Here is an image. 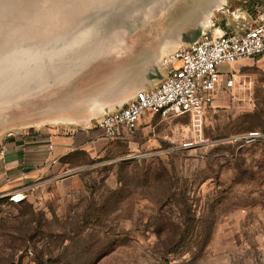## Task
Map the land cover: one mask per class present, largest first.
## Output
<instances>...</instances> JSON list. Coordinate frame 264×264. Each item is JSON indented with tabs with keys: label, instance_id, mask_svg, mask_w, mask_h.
Wrapping results in <instances>:
<instances>
[{
	"label": "rangeland",
	"instance_id": "1",
	"mask_svg": "<svg viewBox=\"0 0 264 264\" xmlns=\"http://www.w3.org/2000/svg\"><path fill=\"white\" fill-rule=\"evenodd\" d=\"M251 1L228 0L214 23ZM189 5L0 0V138L50 123L71 95L63 73H81L126 30L144 38L166 8L179 22ZM255 62L233 65L235 87L200 118L149 117L154 128L141 133L140 121L123 154L79 156L64 178L20 194L23 205L1 200L0 264H264V70ZM26 233L22 248H7Z\"/></svg>",
	"mask_w": 264,
	"mask_h": 264
},
{
	"label": "crops",
	"instance_id": "2",
	"mask_svg": "<svg viewBox=\"0 0 264 264\" xmlns=\"http://www.w3.org/2000/svg\"><path fill=\"white\" fill-rule=\"evenodd\" d=\"M189 1V9L179 22H167L165 13L149 30L150 33L147 31V38L125 39L121 54H111L89 69L86 76L78 78L72 86L71 104L73 114L81 117L74 124H43L30 131L9 133L0 138V199L15 194L25 196V190H33L42 181L64 178L65 171L69 170L67 157L74 152H83L93 159L116 149L114 142L123 144V139L104 138L93 124L104 114L125 106L136 92L156 88L167 75V69L162 66L163 59L176 49L188 46L205 33L240 32L264 21V14L254 0L245 6L238 4L231 19L220 23H214V18L216 13L225 10L228 0ZM253 12L254 17L250 18ZM238 24L241 28L237 31L235 25ZM177 27L183 36L178 45ZM253 60L264 70V54L249 61ZM85 81L86 85H82ZM83 89L87 91V98L80 97L85 92L81 91ZM149 117L161 119L145 115L141 119V133L154 128V124L147 120Z\"/></svg>",
	"mask_w": 264,
	"mask_h": 264
},
{
	"label": "built area",
	"instance_id": "3",
	"mask_svg": "<svg viewBox=\"0 0 264 264\" xmlns=\"http://www.w3.org/2000/svg\"><path fill=\"white\" fill-rule=\"evenodd\" d=\"M263 54V20L240 32L205 33L163 59L167 75L156 88L137 92L125 106L104 114L94 128L104 138L124 140L147 114L162 119L185 115L200 118L213 109L218 97L235 87L232 66ZM244 139L253 142L258 134L251 133ZM8 198L14 202L15 195Z\"/></svg>",
	"mask_w": 264,
	"mask_h": 264
},
{
	"label": "water",
	"instance_id": "4",
	"mask_svg": "<svg viewBox=\"0 0 264 264\" xmlns=\"http://www.w3.org/2000/svg\"><path fill=\"white\" fill-rule=\"evenodd\" d=\"M165 13H167V22H173V15H172V10L171 8L169 9H165L164 11H162L161 13H159L158 15V19L156 21H159L161 20V16L164 15ZM155 21V22H156ZM157 23V22H156ZM155 26V25H153ZM152 27H149V28H145L143 29V34H144V38H147L148 37V32L149 30L151 29ZM148 31V32H147ZM150 33V32H149ZM131 37H139V38H142L140 37L139 35L134 34V32L132 33H128L127 30L125 33H123V42L120 44V45H117V42H113L114 44H111L109 47H107L105 50L103 49H98V47H96L97 50H103L104 53L96 56L93 60H91V63L84 69L81 70V73L77 74V75H68L66 73H63V76L62 77H65V78H62L59 76V78L61 79H66L68 78L69 76L73 77L72 80L69 82V84H75L77 83V81L79 80L78 78H81L82 76H86L88 74V70L89 69H93L95 68V66H97V64L99 63V61L105 59L106 57H109L111 54L113 53H117V54H121L123 52V43L125 42V39L127 40L129 38V41H130V38ZM115 50V51H114ZM93 64V65H92ZM65 75V76H64ZM58 77L55 79L57 80ZM60 81V80H59ZM63 81V80H62ZM69 84L67 86H69ZM82 85H86V81L82 84ZM65 86V87H67ZM72 86H71V95L68 96L66 99L62 98L61 102L57 103L55 108L53 109V116L50 117L51 121L50 123H58V124H66V125H71V124H74L76 122V119L78 117H81V116H76L73 114V110H72V104H71V101H72ZM59 89V88H57ZM61 89H64V86ZM60 90H58V93L60 92ZM81 91H85L83 92V94H81L80 97H82V95L84 97L87 98V91L86 89H83ZM139 92V91H138ZM57 93V94H58ZM137 93V92H136ZM31 93L30 92H26L24 91V95H30ZM59 96V95H58ZM135 96V95H134ZM59 98V97H58ZM70 115V117H64V116H68ZM68 119V120H67ZM70 119V120H69ZM50 123H44V124H50Z\"/></svg>",
	"mask_w": 264,
	"mask_h": 264
},
{
	"label": "trees",
	"instance_id": "5",
	"mask_svg": "<svg viewBox=\"0 0 264 264\" xmlns=\"http://www.w3.org/2000/svg\"><path fill=\"white\" fill-rule=\"evenodd\" d=\"M185 116H187V117H189L188 115H185ZM254 142V141H253ZM114 144L116 145V149H114V150H111L110 152H106L104 155H111L112 153H115L116 151L117 152H120L121 154H123V147L122 146H125V144H126V142H123V144L121 143V142H114ZM79 156H84L85 158H87V159H90V158H88L86 155H85V153H83V152H74L73 154H71L69 157H67V159H69V162H68V166H69V168H72L74 165H73V163L76 161V159L79 157ZM4 199H8V198H2V199H0V201L1 200H4ZM10 201V200H9ZM11 202V201H10ZM16 202H14V204H15ZM18 205H23L24 204V202H23V200H21V202H18L17 203ZM27 237H28V233H26L24 236H22V238H18V239H13V241H14V244L13 243H11L10 245H7V248L8 249H10L11 251L12 250H15V251H17L19 248H22L23 247V242L27 239ZM29 239H31V238H29ZM15 243H20L19 245H16ZM20 251V250H19ZM29 253V255H31V253L30 252H28ZM17 262V264H19V260H17L16 261Z\"/></svg>",
	"mask_w": 264,
	"mask_h": 264
},
{
	"label": "bare ground",
	"instance_id": "6",
	"mask_svg": "<svg viewBox=\"0 0 264 264\" xmlns=\"http://www.w3.org/2000/svg\"><path fill=\"white\" fill-rule=\"evenodd\" d=\"M155 11V10H154ZM148 13H151V12H148ZM205 22V21H204ZM22 200V196H20V195H15V198H14V202H16V203H18L19 201H21Z\"/></svg>",
	"mask_w": 264,
	"mask_h": 264
}]
</instances>
